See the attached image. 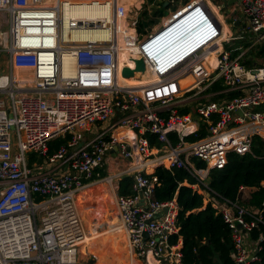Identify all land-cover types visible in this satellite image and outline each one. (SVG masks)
<instances>
[{
    "label": "built area",
    "instance_id": "built-area-1",
    "mask_svg": "<svg viewBox=\"0 0 264 264\" xmlns=\"http://www.w3.org/2000/svg\"><path fill=\"white\" fill-rule=\"evenodd\" d=\"M69 1L46 6L44 0H0V264H91L80 258L88 232L78 196L105 181L132 253L151 254L155 264H185L182 238L173 239L180 230L177 200L153 197L159 166L184 168L194 176L195 183L185 184L232 228L235 264L256 261L261 247L252 231L264 224L261 211L221 195L208 177L212 168L226 166L230 152H251L255 136L264 140V109H259L264 64L248 67L246 51L233 57L218 42L223 29L210 4L217 0H190L144 32L138 30L139 17H130L119 0H109L113 18L96 26H107L110 36L94 40L63 36ZM237 4L248 20L249 48L264 44V0ZM78 22L67 26L74 29ZM122 51L133 64L121 66ZM138 59L153 80L123 82L132 77L123 69L135 70ZM189 76L192 81L184 83ZM219 80L224 91L239 94L204 101ZM177 100L196 102L195 116L172 107ZM201 128L205 136L187 138ZM68 135L67 143L49 154L50 142ZM150 136L160 145H152ZM31 155L43 161L31 162ZM193 158L205 161L206 168ZM123 160L128 165L109 172L112 161ZM125 175L134 179L133 193L119 195L114 180Z\"/></svg>",
    "mask_w": 264,
    "mask_h": 264
},
{
    "label": "trees",
    "instance_id": "trees-1",
    "mask_svg": "<svg viewBox=\"0 0 264 264\" xmlns=\"http://www.w3.org/2000/svg\"><path fill=\"white\" fill-rule=\"evenodd\" d=\"M129 1L125 0L127 4ZM133 1L139 2L138 0ZM162 14H164L163 10L156 15ZM144 27L145 24L140 19L139 32H144ZM75 32L77 35L82 33ZM219 86L218 83H215L213 88ZM205 135L206 129L201 128L197 134L187 138L195 140ZM69 137L70 135L60 136L52 140L49 145V154L55 153L63 144H66ZM170 137L174 142L176 141L175 134L171 133ZM35 160L42 162L43 158L31 155V162ZM193 160L199 168H206L205 161L197 158H193ZM153 176L158 178V184L153 193L154 199L165 202L175 197L179 205L178 223L180 230L173 239L176 242L179 236L182 238L184 263L235 264L232 228L212 205H204L203 195L185 184V181L190 184L195 183L197 179L184 168L170 170L163 166L157 167ZM133 181L131 175H125L119 181L118 194H132ZM208 183L221 195L231 200H238L246 207L259 209L264 219V140L255 136L251 152L245 154L230 152L228 163L224 168H212L210 170ZM244 187L251 189L246 198L243 197L242 192ZM262 233H264L263 223L252 231V238L260 240L261 249L258 252L259 258L249 264H264V237H261Z\"/></svg>",
    "mask_w": 264,
    "mask_h": 264
},
{
    "label": "crops",
    "instance_id": "crops-1",
    "mask_svg": "<svg viewBox=\"0 0 264 264\" xmlns=\"http://www.w3.org/2000/svg\"><path fill=\"white\" fill-rule=\"evenodd\" d=\"M53 0H44L43 4L46 6L52 5L51 3ZM66 1V0H65ZM125 1V0H124ZM128 1V0H127ZM133 0H130L128 4L126 5L128 8V15L130 17L136 16L139 17V19L146 20V24L144 29H155L157 28L161 22L176 8L186 4L190 0H173L171 1L168 5H165L166 0H138L139 2H132ZM74 2V1H73ZM76 3L74 5L68 4L65 5V9L63 11V17L65 21V28L63 30V36H65L66 39H69L70 37H79V40H94L99 36H104V37H109L110 36V29L103 27L102 25L100 26H91V27H76V28H68L67 24L71 22V20H77L79 23H82L84 21L85 23L89 22L92 24H98L100 21H106L110 20L113 18V6L111 4V1L109 0H75ZM163 3V5H162ZM211 8L213 11L216 13L218 19L221 22L223 33L219 39H222L224 43L231 42L229 44V47L224 48L228 51L231 52L232 56H237L241 52L246 51V54L243 56V62L245 63L246 66L248 67H253V66H261L264 64V44H257L255 46H252L249 48L250 45V38L247 37L249 34L247 31L248 27V20L245 18L244 13L241 11L239 5L237 4V0H217L216 2H213ZM123 4V3H122ZM134 5V12L133 10L129 9ZM162 10L164 11V14L162 15H156L157 13H161ZM220 10V11H219ZM130 11L133 12L132 15H130ZM222 12V14L220 13ZM112 14V16H111ZM67 30V31H66ZM72 30V31H70ZM82 32L80 35H77L75 32ZM245 34V38H238L240 35ZM231 36L235 37L232 40H229ZM94 37V38H93ZM121 40V38H119ZM229 40V41H227ZM223 43V45H224ZM211 58V57H210ZM27 74H32L31 72L27 71ZM140 75V76H139ZM136 79L142 84L144 82H149L150 80H153L154 76L147 70L145 71H140L137 74H135ZM141 77V78H140ZM190 80L191 77H187ZM215 83H218L220 86L217 88H213ZM213 83L208 90H206L205 94L206 98H202L204 101H213V102H221V101H226L231 99L233 96L239 94L235 92H226L224 91V84L222 80L216 81ZM192 103L195 105H192ZM197 103L196 102H184L183 100H177L171 103V106L174 108H177L181 112H190L195 116V107ZM259 109L263 110L264 105L260 107ZM187 110V111H186ZM153 136H150L151 144L152 145H160L159 142L153 139L154 141L152 142ZM123 165H128V161H121ZM114 163V161L111 162V164ZM116 164V163H115ZM111 166V165H110ZM112 170V169H111ZM110 170V171H111ZM132 176V175H131ZM89 192L88 193H83L82 197L83 199L81 200L82 202H85L86 205V214H82L83 212V207L82 211L79 209L81 216L84 220V224L87 227V232L90 234L91 232L89 231V221L92 218V214L94 216L100 215V218L102 217V220L106 217H110V220H116V216L119 217V212L113 211V208L111 206L114 205L115 197L114 194L113 196L109 194V192H104L101 193L102 191V185L101 184H96L94 186H90ZM118 188H119V183H118ZM84 191V190H83ZM82 191V192H83ZM109 191V190H108ZM251 189L250 188H245L242 190L243 192V197L246 198L249 196ZM112 192V191H111ZM81 193V192H80ZM94 193V196H100V200L97 198L95 199V205L92 203L86 204V201H89L88 197ZM95 193L97 195H95ZM93 195V194H92ZM80 194L78 196V200L80 199ZM117 204V203H116ZM93 206L94 210L91 209L89 210V207ZM90 212V213H89ZM113 214L112 217L111 215ZM85 216V217H83ZM96 216L95 218H97ZM120 220V219H119ZM95 224V225H94ZM109 224V223H107ZM93 232L95 230H98V232L103 233L106 232L105 238H102V235H97L99 240L97 242H100V256L97 254H89L90 252L87 249V246L81 247V253H80V258L83 261H94L93 264H122V260L125 261V256L126 252L128 253L129 256H132V259L130 261V264H155L156 261L154 257L150 254L147 257H137L135 256L131 248L129 246V240L127 237L126 232L120 225H116L113 223V221L110 223V226H97L96 223H93ZM118 226V227H117ZM111 227V228H110ZM104 235V234H103ZM125 235L127 238V243H128V249H126V243H125ZM92 236V235H91ZM91 236H88V241L87 243L91 240ZM93 237V238H95ZM122 238L123 240L120 241L119 239ZM117 244H114V243ZM86 243V244H87ZM86 249V251H85ZM134 257V258H133ZM100 258V262H99Z\"/></svg>",
    "mask_w": 264,
    "mask_h": 264
},
{
    "label": "rangeland",
    "instance_id": "rangeland-1",
    "mask_svg": "<svg viewBox=\"0 0 264 264\" xmlns=\"http://www.w3.org/2000/svg\"><path fill=\"white\" fill-rule=\"evenodd\" d=\"M71 2H70V4L72 3V5H74L76 2H75V0H70ZM75 3H74V2ZM55 2H57V0H53L51 3H53V4H56ZM74 3V4H73ZM121 3H123L125 6H126V2L124 1V0H122V2ZM121 3H119V4H121ZM126 8H128L127 6H126ZM129 9H131V10H133V12L135 11L134 10V5H132L131 7H129ZM220 11V10H219ZM133 12L132 11H130V15H132L133 14ZM221 14H222V12H220ZM217 16V15H216ZM144 31H145V29H144ZM229 44H231V42H227V43H224V46L226 47V48H228L229 47ZM192 105H194L193 103H192ZM195 106V105H194ZM81 145H78L76 148H78V147H80ZM125 167V165H123V163L122 162H120V164H115V163H112L111 164V166H110V170L111 171H109V172H111V173H114L116 170H118V169H123ZM119 181H120V179H118V178H116L115 180H114V183H119ZM98 184H101L102 185V191H100L101 193H103V191L104 192H109V194L110 195H112L113 196V191H112V187L110 186V183H107L106 181L105 182H97ZM95 185V184H94ZM91 186V185H90ZM90 186H88V187H86V189L83 191V192H81L80 193V196H81V198H80V200H82L83 199V197H82V194L83 193H86L88 190H89V187ZM93 186V185H92ZM91 188V187H90ZM109 190V191H108ZM112 191V192H111ZM113 193V194H112ZM93 194V195H92ZM91 194V196H89L88 198V200L89 201H86V204L88 205L89 203L91 204L92 203V205L94 204L95 205V199L97 198L98 200H100V196H94V193H92ZM95 195H97L96 193H95ZM116 200V199H115ZM117 202H115L114 201V205L113 206H111L112 208H113V211H116V208H117V211H118V206H117V204H116ZM78 206H79V209H80V202H79V200H78ZM85 209H86V207L85 208H83V213L84 214H86V211H85ZM91 209H93L94 210V208H93V206H91V207H89V210H91ZM92 211V210H91ZM90 213V212H89ZM100 215L101 214H99V215H96V216H98L97 218H95L96 216H94L93 214L91 215L92 216V218L90 219V221H89V228L91 229H89V231L91 232L90 234L88 233L87 235L88 236H91V238H93L94 237V232L92 231L93 230V226L95 225H93V223H96V225L97 226H110V223L113 221V223H115L116 225H120V220H119V217H117L116 216V218L113 216V214L111 215L112 217H114L116 220H110V217H106V218H104L103 220H102V217L100 218ZM85 217V216H84ZM107 223H109V224H107ZM111 228V227H110ZM86 230H87V227H86ZM88 231V230H87ZM102 238H105V234L104 235H102ZM125 245H126V249H128V243H127V238H126V235H125ZM99 239L96 237L94 240L92 239V240H90L87 244H85V245H89V246H87V249H88V251L90 252L89 254H92V253H94V254H97L98 252H100V250L98 249V248H100V242H97ZM91 243V244H90ZM114 244H117L116 242L114 243ZM84 245V246H85ZM82 247V246H81ZM83 248V247H82ZM85 251H86V249H85ZM87 252V251H86ZM92 252V253H91ZM100 255V254H99ZM125 261H123L122 260V264H130V261H131V259H132V256H129L128 255V253L126 252V256H125Z\"/></svg>",
    "mask_w": 264,
    "mask_h": 264
},
{
    "label": "bare ground",
    "instance_id": "bare-ground-1",
    "mask_svg": "<svg viewBox=\"0 0 264 264\" xmlns=\"http://www.w3.org/2000/svg\"><path fill=\"white\" fill-rule=\"evenodd\" d=\"M65 1V0H64ZM57 2H58V0H57ZM57 2H55V3H57ZM69 2H71V1H69ZM119 3H121L122 2V0H119L118 1ZM75 3V2H74ZM73 3V4H74ZM76 3H79V2H76ZM75 3V4H76ZM210 4H211V6H212V4H214L213 2H210ZM52 5H54V4H52ZM52 5H49V6H52ZM113 12H114V10H113ZM63 21H64V17H63ZM70 23V22H69ZM68 23V24H69ZM79 23V22H78ZM120 23H122V22H120ZM64 24H66L65 23V21H64ZM80 24V23H79ZM79 24H78V27H80L79 26ZM66 26V25H65ZM83 27V26H82ZM85 27V26H84ZM67 31V30H66ZM79 37H74V36H72V37H70L69 39H66V40H79L78 39ZM218 42H222V39H218ZM209 61H210V63H211V65L212 66H215L216 64H217V60H216V58H215V56L210 60V58H209ZM120 64H121V66L123 65V64H133V62H130L129 61V59H128V56H127V52L126 51H122L121 53H120ZM69 66H71L70 64H68V60L67 59H65V64H64V69H65V71H66V73H70L71 72V68L69 67ZM122 80H123V82H126V83H128V84H132V85H138V84H141L137 79H136V76L135 75H133L132 77H130V78H122ZM192 80H190L189 78H185L184 80H183V82L184 83H189V82H191ZM96 185V184H95ZM94 186V185H93ZM90 188V187H89ZM86 193H88V194H90L91 192H89V191H87ZM85 193V194H86ZM89 196H91V195H89ZM81 197V196H80ZM79 202H80V209H81V211H82V208L83 207H86V205H85V202H82L81 203V200L79 199ZM82 214H83V212H82ZM84 217V216H83ZM94 229V228H93ZM91 230V229H90ZM94 237L95 236H97V235H103V234H105V236H106V232H103V233H100V232H98V230H95L94 231ZM126 234V233H125ZM91 238V237H90ZM96 238V237H95ZM95 238H91V240L93 239H95ZM120 241H122L123 239L122 238H120L119 239ZM87 241H88V235L86 236V239H85V241H84V243L82 244V247L84 246V244H86L87 243ZM91 244V243H90ZM97 255H99V254H97ZM100 256V255H99ZM100 258H101V256H100ZM100 258H99V262H100ZM134 258V257H133ZM98 264H100V263H98Z\"/></svg>",
    "mask_w": 264,
    "mask_h": 264
},
{
    "label": "water",
    "instance_id": "water-1",
    "mask_svg": "<svg viewBox=\"0 0 264 264\" xmlns=\"http://www.w3.org/2000/svg\"><path fill=\"white\" fill-rule=\"evenodd\" d=\"M171 1H173V0H166L165 1V5H168ZM233 1V0H232ZM143 23L144 24H146L147 22H146V20H143ZM90 26H95L96 24H92V23H90L89 24ZM145 62H144V60L143 59H138V60H136V71H145ZM135 70L134 69H131V68H129V67H125L124 69H123V75L125 76V77H129V76H133L134 75V72H135ZM140 195L142 196V192H140ZM143 202V201H142ZM90 263L91 264H93L94 263V261L92 260V261H90Z\"/></svg>",
    "mask_w": 264,
    "mask_h": 264
}]
</instances>
